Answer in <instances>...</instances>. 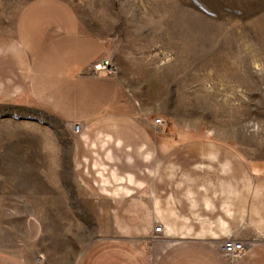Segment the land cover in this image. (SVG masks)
I'll list each match as a JSON object with an SVG mask.
<instances>
[{"label": "rangeland", "instance_id": "1", "mask_svg": "<svg viewBox=\"0 0 264 264\" xmlns=\"http://www.w3.org/2000/svg\"><path fill=\"white\" fill-rule=\"evenodd\" d=\"M41 11L46 22L73 18L106 44L104 60L129 104L131 142L128 151L121 143L82 144L81 166L73 169L67 128L0 112V264H78L101 235L102 211L113 212L101 202L122 195L118 185L82 188L120 182L115 172L125 166L135 192H124L136 195L137 172L154 166L152 154L139 157L148 135L162 137V157L210 163L211 174L232 157L241 166L243 201L249 192L264 193V0H0V32L26 13L40 21L34 13ZM157 117L164 126L151 125ZM48 134L64 142H41ZM48 155L61 166L49 167ZM54 181L66 189H50ZM257 203L264 216L260 194Z\"/></svg>", "mask_w": 264, "mask_h": 264}, {"label": "crops", "instance_id": "2", "mask_svg": "<svg viewBox=\"0 0 264 264\" xmlns=\"http://www.w3.org/2000/svg\"><path fill=\"white\" fill-rule=\"evenodd\" d=\"M46 13H34L40 21L26 13L21 22L0 32V112L32 126L67 128L73 169L81 166L82 144L121 143L128 151L132 119L123 85L110 65L95 69L107 59L106 44L84 32L71 17L46 22ZM75 124H79L78 132ZM112 127L126 131L106 132ZM44 137L47 140L41 142H64L55 134ZM148 137L138 147L139 157L146 160L152 154L154 166L137 172L136 195L130 193L135 189L127 180L133 172L125 166L113 171L121 176L120 182H105L99 188L88 182L82 188L113 190L118 185L122 195L111 203L101 202L113 212L102 211L101 235L78 264H228L219 242L229 238L248 245L234 264H264V216L256 208L259 194L264 197V193L249 192V201H243L240 164L227 157L219 163L220 173L211 174L210 163L183 165L171 156L162 157L161 146L156 145L163 142L162 137ZM44 158L49 167L61 166V158L58 163L57 157ZM213 182L220 183V188H212ZM57 183L49 188L66 189L61 183L56 188ZM125 188L131 191L124 192ZM154 219L164 224L163 234L153 231Z\"/></svg>", "mask_w": 264, "mask_h": 264}, {"label": "built area", "instance_id": "3", "mask_svg": "<svg viewBox=\"0 0 264 264\" xmlns=\"http://www.w3.org/2000/svg\"><path fill=\"white\" fill-rule=\"evenodd\" d=\"M153 124L155 127H162L165 125V121L161 117H157L154 119ZM74 130L76 132L79 131V124H75ZM162 225H156L153 228L155 233L162 232ZM247 243L240 239H225L219 242V250L221 254L227 259L228 264H234L235 260L244 252L247 248Z\"/></svg>", "mask_w": 264, "mask_h": 264}, {"label": "water", "instance_id": "4", "mask_svg": "<svg viewBox=\"0 0 264 264\" xmlns=\"http://www.w3.org/2000/svg\"><path fill=\"white\" fill-rule=\"evenodd\" d=\"M109 66V62L107 60H103L101 63L95 66L96 70L104 69Z\"/></svg>", "mask_w": 264, "mask_h": 264}]
</instances>
